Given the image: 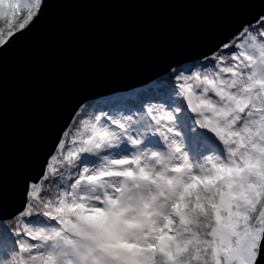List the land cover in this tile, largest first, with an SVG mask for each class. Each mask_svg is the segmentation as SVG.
<instances>
[{
  "label": "snow or ice",
  "instance_id": "6c2138e0",
  "mask_svg": "<svg viewBox=\"0 0 264 264\" xmlns=\"http://www.w3.org/2000/svg\"><path fill=\"white\" fill-rule=\"evenodd\" d=\"M62 2L0 0V60ZM16 196L0 264H264V10L140 87L76 101Z\"/></svg>",
  "mask_w": 264,
  "mask_h": 264
},
{
  "label": "water",
  "instance_id": "95a60500",
  "mask_svg": "<svg viewBox=\"0 0 264 264\" xmlns=\"http://www.w3.org/2000/svg\"><path fill=\"white\" fill-rule=\"evenodd\" d=\"M261 0H63L0 60V211L51 129L82 97L142 86L214 47Z\"/></svg>",
  "mask_w": 264,
  "mask_h": 264
},
{
  "label": "trees",
  "instance_id": "16d2710c",
  "mask_svg": "<svg viewBox=\"0 0 264 264\" xmlns=\"http://www.w3.org/2000/svg\"><path fill=\"white\" fill-rule=\"evenodd\" d=\"M140 87V86H139Z\"/></svg>",
  "mask_w": 264,
  "mask_h": 264
}]
</instances>
